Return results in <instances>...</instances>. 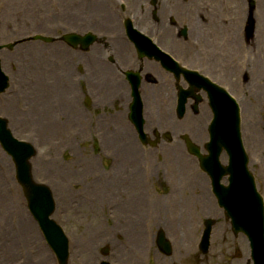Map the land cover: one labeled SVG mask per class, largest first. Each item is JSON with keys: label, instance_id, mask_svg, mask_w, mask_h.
I'll list each match as a JSON object with an SVG mask.
<instances>
[{"label": "rangeland", "instance_id": "obj_1", "mask_svg": "<svg viewBox=\"0 0 264 264\" xmlns=\"http://www.w3.org/2000/svg\"><path fill=\"white\" fill-rule=\"evenodd\" d=\"M69 1L0 0V44L11 43L12 41L26 42V39L29 40L35 35L54 38L62 35L63 32L73 30L74 25H70L73 29H68L69 19L66 4ZM72 21L76 20L72 18ZM259 26L256 27L255 33L261 40L264 33ZM139 28L140 30L144 29L143 27ZM83 30L77 29L81 33ZM95 44H99L97 40L93 45ZM70 51L72 56L73 54L79 56L77 51ZM66 52L69 53L68 48L61 43L49 45L29 41L18 45L16 50L14 48L12 51H1V66L6 75H8L9 85H11L12 72L9 70L11 65L18 69L17 74L22 79L31 78L32 74L37 75L38 78L40 73L33 71L34 68L38 70L40 65H43L48 59H53L56 55L62 58V56L67 54ZM34 57L38 58L35 67ZM263 64V60L262 63L261 61L258 62V67L262 65L264 70ZM56 65H59V63H56ZM95 66L99 67L98 64ZM111 70L108 69L110 72L107 73H111L110 78L112 77L114 80L115 76ZM100 77L103 78L104 73ZM32 79L34 80V76ZM62 83L63 81L61 82V87ZM104 88L106 92L110 90L109 85L104 86ZM23 90L25 91L26 88ZM102 91L103 87L99 88L94 94L97 97L98 93ZM8 92L0 96V117L7 120L8 128L16 139L33 145L37 151L31 160L32 170L36 177L35 180L38 183L47 185L52 192L56 205L52 219L61 227L69 241L68 264H98L102 259L99 251L104 246L108 247L107 260L110 264H121V262L134 264L135 258L140 260V264H147L150 252L149 264H170L173 258L175 259L173 260L174 264H246L248 260L247 243L246 245L242 244V240L245 241L242 236L233 237L231 235L228 225L221 218L220 211L198 210L194 213L192 212L193 210L185 209L184 206L186 205L184 204L169 205L167 203L169 200L166 199L167 195L163 196L165 198V207L167 208L164 205L160 208L158 206L153 207L150 222L139 231L143 235L149 236L146 247L144 246V237L143 240L141 238L140 254L130 253L131 247L113 231L112 222L115 220L107 216L104 209L106 208V202L102 201L99 194L97 196V186H92V183L88 182V180H92V175L101 173L100 160H103L104 165L107 166L110 162L109 159L114 154H117L119 156V169L136 171L144 169L149 175L146 180L151 184L156 169L153 168L154 162L150 163V160L156 159L154 156L161 154L167 156L176 155L181 156L184 163H190V158L185 157L184 148L180 141L162 142L156 149L144 148L139 145L138 141H113L112 144L105 147L101 145V141H84V134L82 136L78 135L79 120L77 117H79V112L87 120L92 117L96 119V113L101 111L99 107L96 113L91 109V95L84 94L83 96L88 97L90 101L88 110L82 107L83 98H79L73 103L72 108L76 111L75 126H68L64 122V117L60 114L64 112L63 106L68 105V103L63 102V99H67V96L65 97L62 93L60 95L61 102L58 103V106L57 103H52L50 113H38L39 107L41 108L42 106L40 103L43 98L51 96L53 93V96L59 98L57 83L52 84L49 90L41 88V98L38 104L37 101H31V103L26 104L21 98L22 96L13 97ZM118 94H121V92ZM107 97H104L105 100L110 107H113V104L111 105L110 103L113 99L109 98L110 96ZM101 100L98 101V106L104 105V103H100ZM147 103L149 104L148 101ZM153 103L155 104V102ZM153 103L151 102L152 106ZM120 106L121 104H116L115 106V111L120 112L117 113L118 116L114 115L113 118L116 125L113 122L112 125L115 128L118 124V127L122 129L124 124L127 125V122L124 119L125 111H121L122 108ZM149 107L150 105L148 109ZM33 114L39 115L40 119L35 118ZM90 125L85 129L87 135L90 133L88 132L90 131ZM200 127L203 129L198 130L200 131L198 139H204L205 126L200 125ZM167 131L168 133L171 132L173 137L176 133L177 135L179 133L169 129ZM196 142L200 145L203 143V141ZM146 160H149V163ZM186 160L187 162H185ZM169 164L171 165V170L177 173L181 163L175 160L170 161ZM109 170L113 171L114 168L112 167ZM187 170L189 171L190 169ZM150 177L152 181L149 180ZM136 183L143 185V179L135 180ZM166 188L168 187L166 186ZM191 197L193 198V195ZM102 206L103 209H101ZM138 215L140 216L139 221H142V210L138 211ZM203 216L214 219L216 224L211 232L209 251L206 255L201 256L195 252L203 229ZM170 217L187 220L189 226L186 233L189 240H185L182 243L185 246L184 250L176 251L172 245L171 257H161V254L155 251L156 247L153 244L152 235L156 232V229L160 228L159 224ZM178 234L182 235V231L181 233L178 232ZM166 235H168L167 238L172 244L171 235L168 232H166ZM235 251H238L239 257L234 256ZM193 253L194 256H191ZM0 264H55L53 255L46 247L34 221L26 210L20 189L14 181L12 162L1 149Z\"/></svg>", "mask_w": 264, "mask_h": 264}, {"label": "flooded vegetation", "instance_id": "obj_2", "mask_svg": "<svg viewBox=\"0 0 264 264\" xmlns=\"http://www.w3.org/2000/svg\"><path fill=\"white\" fill-rule=\"evenodd\" d=\"M246 1L156 0L154 9L148 7V17L152 24V26L149 25L148 30L156 37L162 49L178 64L197 72L228 94L251 98L250 103L241 108L240 134L245 150V168L254 181L257 193L264 200V102L262 101L264 70L262 65L258 67V62L262 63L263 58L260 44L253 40V34L248 38L245 32ZM231 2L236 5L234 6ZM191 3H196L195 9H200L199 14L193 9ZM232 16H235L234 26H231L229 21ZM192 17L196 18V25L191 24ZM160 19H163L166 25H154L159 24ZM183 28L184 35L181 34ZM116 51L115 62L118 60L120 64H127L130 56L135 59V54H129L125 49ZM138 68L145 81L152 84L161 81L163 86L159 87L160 90L175 94L176 83L172 75L158 65L144 60ZM165 82L168 83L166 87H164ZM177 85L185 90L186 85L182 79L177 81ZM149 90L152 89L147 87L146 92ZM202 104L198 106L197 113ZM191 107L192 103L189 102L184 116L173 126L175 132H179L178 135L176 133V141H206L207 139L205 128L204 139H198L200 132L198 130L203 128L195 119L197 116L192 114ZM205 109L208 110L204 103L202 112ZM148 131L150 134L156 132L154 123H148ZM222 158L221 165L227 168V157L222 156ZM192 161L194 182L191 192L195 194L197 200H201L199 204L202 206L215 205V201L209 198L211 187L208 176L200 172L196 158ZM226 180L227 178H224L221 184H225ZM175 190L178 192V188Z\"/></svg>", "mask_w": 264, "mask_h": 264}, {"label": "bare ground", "instance_id": "obj_3", "mask_svg": "<svg viewBox=\"0 0 264 264\" xmlns=\"http://www.w3.org/2000/svg\"><path fill=\"white\" fill-rule=\"evenodd\" d=\"M109 1L112 3L111 0H90L87 8L90 10L91 13L86 11L87 21H89V16L93 14L94 18H97L100 20L103 35H107V36L112 35L115 29L117 28L116 21H115L113 14L109 12L106 7L107 6L106 3ZM130 1L132 2L133 7L142 6L146 2L144 0H130ZM199 10L200 9H195V11L198 14L200 13ZM139 23L144 24L145 21L141 18L139 20ZM88 26H91V24L88 23ZM117 49L119 51L120 48H117ZM56 63H59V65H56ZM73 63H74L73 58L70 55L68 56L64 55L62 56V58L61 56L56 55L53 57V59H48V61L43 63V65H40L38 69V72L40 73V77L37 78L36 76L37 80H36V84L34 85V88H37V94H36L35 100L37 101V104H38L39 99L41 98L40 97L41 88L44 90H49L52 84L57 83V87L59 89V92H58L59 98L56 96H53L54 93L51 96H46V98H43V101L40 103L42 106L41 108L39 107L41 112H39L40 111L39 110L38 113H42V114L50 113L52 109V103H57V106H58V103L61 102L60 95L63 94L65 97L67 96V99H63V102L66 104L68 103V105L63 106L64 112L60 114L61 116L64 117L65 122H67V124H70L69 121H72L70 125L75 126L74 119H75L76 111H74L72 108L73 103L76 100L75 92H74L75 90L73 89V79H72V74H71V70L74 66ZM94 63L95 61L87 62V64H92L93 69H94V70H90L89 72L90 73V80H89L90 84L89 85L93 91L99 88L102 85V83H105V81L100 80V75L103 73V71L99 70L98 68L95 69ZM35 64L36 63H34V67H35ZM55 80H58V81L55 82ZM62 81L63 83L61 87ZM95 81H96V84L94 83ZM33 115L35 118L40 119L39 115L37 114H33ZM32 175L34 179H36L33 173V170H32ZM133 197L136 198V201L132 202L133 205H126V206L119 207L118 209L119 213L117 214L118 223L115 226H113V231L115 232V234H119L117 233V229H120L122 236H123V240L126 242V244L129 247H131L129 252L140 254L141 246H142V243L140 242V240L141 238L143 240L144 236L139 231L140 229L144 227L145 222L139 221L140 216L138 215V207L141 206L140 197L137 194H134ZM159 226L160 228L163 229V231H165V234L166 232H168L169 235H171L172 237L171 240L173 241L172 245L176 251L184 250L183 248H185V246L182 243L185 240H189L188 235L186 233V230L188 229V226H189V223L187 222V220L182 219V218L177 219V218L170 217L169 219L163 220L159 224ZM181 231H182V235L178 234V232L181 233ZM143 241H144V246L146 247L147 246L146 236L144 237ZM135 259L136 261L134 262V264H140V260H138V258H135ZM121 264H124V263L121 262Z\"/></svg>", "mask_w": 264, "mask_h": 264}, {"label": "water", "instance_id": "obj_4", "mask_svg": "<svg viewBox=\"0 0 264 264\" xmlns=\"http://www.w3.org/2000/svg\"><path fill=\"white\" fill-rule=\"evenodd\" d=\"M227 113V121L231 122V130L237 128V113L235 108ZM218 114V113H217ZM213 141L212 143H214ZM222 144V141H217ZM0 144L2 148L13 158L16 166V178L22 185L25 197L28 201L29 210L37 221L43 235L50 248L54 251L60 263L64 264L66 257V240L60 229L50 220L48 216L52 211V203L48 189L42 186L32 184L29 173L28 158L32 155V150L28 145L14 140L5 128V122L0 120ZM238 147V144L236 145ZM209 148V146H208ZM196 152V151H195ZM209 222L206 223V229L203 233L201 250L206 252L209 236ZM235 227L238 228V225ZM158 243L162 244V249L168 252L169 248L163 241L162 235L158 238Z\"/></svg>", "mask_w": 264, "mask_h": 264}]
</instances>
